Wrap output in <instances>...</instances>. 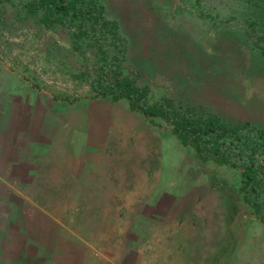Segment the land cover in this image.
<instances>
[{
	"label": "rangeland",
	"instance_id": "rangeland-1",
	"mask_svg": "<svg viewBox=\"0 0 264 264\" xmlns=\"http://www.w3.org/2000/svg\"><path fill=\"white\" fill-rule=\"evenodd\" d=\"M30 1L0 4V261L5 246L22 244L12 236L24 227L23 244L60 240L72 251L60 259L72 264H163L171 237L207 253L233 250L236 264H264V224L241 204L238 170L198 160L170 124L158 119L153 125L130 111L126 99H92L85 74L104 57H124L109 79L133 75L151 103L169 96L205 117L264 125V0H99L107 7L105 18L120 26L112 35L84 26L82 46L73 42L77 28L45 23L43 11L26 6ZM84 103L91 117L106 120L108 159L101 168L109 182L103 190L82 191L81 204L56 205L62 221L45 218L43 232L52 224L55 232L38 241L25 228L30 223L18 217L21 208L32 210L22 196L39 191L22 189L15 164L31 167L34 156L50 150L42 141L53 139L63 118L83 117ZM68 192L60 193L65 202ZM0 264L34 263L21 258Z\"/></svg>",
	"mask_w": 264,
	"mask_h": 264
},
{
	"label": "trees",
	"instance_id": "trees-1",
	"mask_svg": "<svg viewBox=\"0 0 264 264\" xmlns=\"http://www.w3.org/2000/svg\"><path fill=\"white\" fill-rule=\"evenodd\" d=\"M26 6L33 13L43 11V20L47 24L58 22L77 28L73 39L76 46H82L83 37L88 34L84 26L94 24L104 35L120 26L105 18L107 7L99 0H32ZM124 60V57L120 61L104 57L98 69L85 73L94 89L91 98L113 102L126 99L130 111L141 113L153 125L159 126L158 119L170 124L171 133L182 145L191 147L198 160L238 170L235 190L241 204L264 224V164L259 162L264 156V125L251 120L228 122L218 115L205 117L197 108L185 106L169 96L151 103L147 88L133 75L126 79L119 76L114 81L109 79ZM53 98L76 101L58 94H53Z\"/></svg>",
	"mask_w": 264,
	"mask_h": 264
},
{
	"label": "crops",
	"instance_id": "crops-1",
	"mask_svg": "<svg viewBox=\"0 0 264 264\" xmlns=\"http://www.w3.org/2000/svg\"><path fill=\"white\" fill-rule=\"evenodd\" d=\"M89 106L88 103H84L83 108L87 109H85L83 117L76 118L73 116L66 120L64 118L61 120L63 126L61 124V127H59V124L57 125V129L52 132L53 139L42 141L44 147L50 150L43 151L41 155L38 154L34 156L31 167H27L25 162L15 164L20 165L18 172L21 178L20 183L23 184L22 189L32 190L35 188L39 191L35 196L30 193H26L22 196V205H25L27 208L30 207L32 210L28 211L25 208V210L22 211L20 207L21 214L20 217H18L21 223H30V228L26 226L25 228L28 229L29 232L34 233L38 241L39 239H46L47 242L48 238L55 232L53 224L50 226L48 234L43 232L45 226L42 222H44L45 218L49 222L61 223L62 219L59 217L61 213H59L58 209L56 210V205L68 206L81 204L77 202V200L83 199V197L85 198L86 196L82 191L84 193L85 191H89V194H91V191L103 190V184L109 182L107 171L101 168L102 165H105V162L107 163L105 160L108 159V153L107 150H105L108 144L106 120L101 117H91L89 112L91 108ZM45 143H51V146ZM19 154L20 153H18V155ZM34 167H37V171L32 175L30 171H32ZM9 170H11V168ZM146 180H148V178H146ZM135 187L139 189L138 186ZM115 188L118 187L116 186ZM147 188L152 189L153 187L150 188L147 186ZM64 189L69 191V199H67L66 202L64 193L60 194ZM47 190L52 192L48 194V192H45ZM54 191H58V194H55ZM69 195L71 199H73V202L70 201ZM100 196L101 195H99V198L101 199ZM91 197V199L97 198L93 197V195H91ZM45 201L47 203H45ZM106 202L103 204H107ZM98 204L101 205L102 202L100 201ZM46 205H50V209L47 208ZM19 206H21V204H19ZM20 229L19 231H15V235L12 236V239H17L14 240L16 242L18 241L17 236H19L22 238V244L17 245L16 242L14 246H5L2 252L3 261L0 262H11L22 258L23 261H32L34 264H41L44 262H48L49 264H72L69 261L63 262V258L60 259V255L63 253L69 255L72 253L70 249L65 251L67 247L61 244L60 240L54 246H43L40 243H36L35 246H27L23 244L26 231L24 232V227H20ZM174 238L176 237H171L169 240L165 241V246L163 247L164 256L160 259V261H163V264H236L235 252L233 250L230 251L226 249L225 251H221L217 248L214 249L216 251L207 253L208 251L206 252L204 247L194 245L184 246L183 243L182 245H177V241H175ZM11 243L12 242L9 244ZM53 249H57V252ZM47 254L50 258L46 257ZM219 254H222V256L220 257ZM233 259L234 262L230 263V260ZM150 260L151 259H149V261Z\"/></svg>",
	"mask_w": 264,
	"mask_h": 264
}]
</instances>
